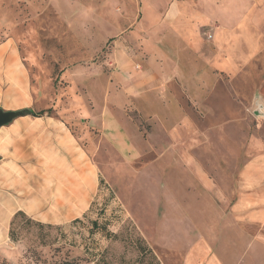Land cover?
<instances>
[{
	"label": "rangeland",
	"instance_id": "1",
	"mask_svg": "<svg viewBox=\"0 0 264 264\" xmlns=\"http://www.w3.org/2000/svg\"><path fill=\"white\" fill-rule=\"evenodd\" d=\"M164 8L0 0V44L13 45L31 92L29 100L15 74L21 102L0 108L51 109L0 128V264H178L179 252L173 260L155 244V223L168 214L159 237L180 247L182 228L201 216L180 218L177 229L178 215L155 200L159 180L173 188L192 180L199 210L208 200L199 174L228 186L264 155V35L253 50L218 48L219 20L202 18L186 39ZM17 211L41 225L17 218L12 242L7 219ZM260 236L236 242L227 233L210 247L224 264H264Z\"/></svg>",
	"mask_w": 264,
	"mask_h": 264
},
{
	"label": "crops",
	"instance_id": "2",
	"mask_svg": "<svg viewBox=\"0 0 264 264\" xmlns=\"http://www.w3.org/2000/svg\"><path fill=\"white\" fill-rule=\"evenodd\" d=\"M158 1L145 0V2L153 4L155 9L160 10L165 7L171 24L176 27L177 35L186 39L193 34L195 24L202 18L217 19L222 24L221 29L216 30L213 34V41L218 48L222 46L224 49L226 44L231 42L232 44L245 43L250 50H253L257 44L256 35H264V0H220L216 5L215 0H165V2L161 0V3L164 4L159 6ZM210 36L212 37V35ZM15 74L22 80L25 97L28 96L30 100L31 92H28L30 90L25 86L26 75L23 67L20 66L17 52L13 50V45L9 42L1 43L0 103L5 102L12 106L13 102H21L20 99L13 100V98H18L16 92H13V76ZM125 82L127 85L130 83L129 80H125ZM4 84L6 88L1 92ZM140 86L142 84L138 82L136 88H134L135 86L127 88L140 91ZM260 94L264 97V81L260 87ZM27 99L26 101L23 99L22 102L26 103ZM181 159H184L186 164L194 162L191 156ZM247 163L244 170L239 172L237 182H231L228 186L220 180L211 179L204 173L196 177L202 193L208 196L207 202L205 199L199 206L200 211L194 208L195 200L192 194H188L189 191L192 192V180L189 182L187 179L185 187L181 188L178 186L173 188L172 182L168 187L166 183L163 184L159 180L155 200L163 203L167 212L170 209V213L172 211L176 217L178 215V220H174L177 229L182 225L180 218L189 217L191 214L192 216L195 214L201 216L200 220L193 221L194 229L192 231L183 232L182 228L183 240H187V242H184L180 247H171L165 241L161 242L159 237L163 228H165V232L168 230V214L156 221L155 244L160 242L165 255H168L167 252H169L173 260H176L173 256L174 252H179V259H181L178 264H224L221 261L222 257L218 256L215 253L216 250L210 246L219 244L221 241L223 244L226 243L227 233L230 234L232 241L237 242L249 238L258 241L257 238L261 235L259 232L264 228V155L254 157ZM183 192L186 196H182ZM173 193L176 195L175 197L163 198L167 197V194L170 196ZM188 200L189 203L194 202V205L193 203L187 205ZM12 216L13 213L7 219V230H9ZM260 237H262L263 244L264 236Z\"/></svg>",
	"mask_w": 264,
	"mask_h": 264
},
{
	"label": "trees",
	"instance_id": "3",
	"mask_svg": "<svg viewBox=\"0 0 264 264\" xmlns=\"http://www.w3.org/2000/svg\"><path fill=\"white\" fill-rule=\"evenodd\" d=\"M24 116H31V117H42L43 115H47L49 116V113L51 111V109H47V110H40L38 112H34L31 108H25L24 109ZM26 218V223L27 224H33V225H41L39 222H35L34 220H32L31 218H27L26 215L22 212V211H17L13 214L10 222H9V238L12 242L16 241V237L13 234V225L16 221L17 218ZM93 227H97V222L94 221L92 223Z\"/></svg>",
	"mask_w": 264,
	"mask_h": 264
},
{
	"label": "water",
	"instance_id": "4",
	"mask_svg": "<svg viewBox=\"0 0 264 264\" xmlns=\"http://www.w3.org/2000/svg\"><path fill=\"white\" fill-rule=\"evenodd\" d=\"M24 109L3 110L0 108V128L11 124L18 117H23L25 111ZM260 111L264 113L263 110L260 109Z\"/></svg>",
	"mask_w": 264,
	"mask_h": 264
},
{
	"label": "built area",
	"instance_id": "5",
	"mask_svg": "<svg viewBox=\"0 0 264 264\" xmlns=\"http://www.w3.org/2000/svg\"><path fill=\"white\" fill-rule=\"evenodd\" d=\"M210 37H211L210 34H207V38L210 39Z\"/></svg>",
	"mask_w": 264,
	"mask_h": 264
}]
</instances>
